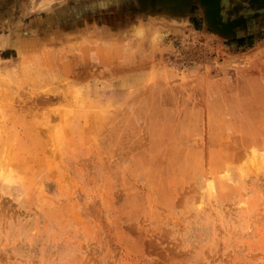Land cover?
<instances>
[{"label": "rangeland", "instance_id": "obj_1", "mask_svg": "<svg viewBox=\"0 0 264 264\" xmlns=\"http://www.w3.org/2000/svg\"><path fill=\"white\" fill-rule=\"evenodd\" d=\"M222 14L0 0V264H264V12Z\"/></svg>", "mask_w": 264, "mask_h": 264}, {"label": "flooded vegetation", "instance_id": "obj_2", "mask_svg": "<svg viewBox=\"0 0 264 264\" xmlns=\"http://www.w3.org/2000/svg\"><path fill=\"white\" fill-rule=\"evenodd\" d=\"M222 17L232 21L233 30L242 33L253 26L252 15L255 10L264 12V0H221ZM242 37L237 39L242 41Z\"/></svg>", "mask_w": 264, "mask_h": 264}, {"label": "bare ground", "instance_id": "obj_3", "mask_svg": "<svg viewBox=\"0 0 264 264\" xmlns=\"http://www.w3.org/2000/svg\"><path fill=\"white\" fill-rule=\"evenodd\" d=\"M256 90V89H255ZM251 96V95H250Z\"/></svg>", "mask_w": 264, "mask_h": 264}]
</instances>
